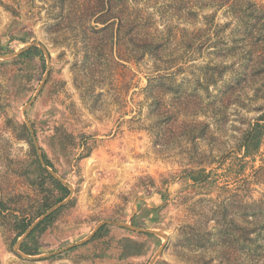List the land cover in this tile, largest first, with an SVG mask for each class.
<instances>
[{"label":"rangeland","instance_id":"374dc122","mask_svg":"<svg viewBox=\"0 0 264 264\" xmlns=\"http://www.w3.org/2000/svg\"><path fill=\"white\" fill-rule=\"evenodd\" d=\"M98 1L0 0V56L37 44L0 59V264H150L162 247L154 264H264V137L255 156L237 150L264 112V0H109V36L82 18ZM103 221L167 241L110 224L93 235Z\"/></svg>","mask_w":264,"mask_h":264},{"label":"trees","instance_id":"16d2710c","mask_svg":"<svg viewBox=\"0 0 264 264\" xmlns=\"http://www.w3.org/2000/svg\"><path fill=\"white\" fill-rule=\"evenodd\" d=\"M212 1L213 2L217 1L221 5H233L236 2L244 3L246 1H247L246 4H252V0H212ZM117 10L118 9L114 7L109 0H99L97 3L91 2L90 4L88 2L86 4H82L81 9H80L84 22L87 23L89 26L91 25L89 28L91 32L93 33V35L107 34L108 36L111 34H115L117 32H118V35L121 34V29H118L116 31L114 29L115 22L116 21L119 22L120 20L118 18L119 14ZM92 24H94L95 26L94 25L92 26ZM130 24H131V32L133 33L132 39L142 44L141 45L142 47H139V48L144 49L142 52L143 53L152 52L154 46L157 45L152 34L149 31H146L144 33V31L141 30V25L137 21H134V20L130 21ZM100 26H102V28H100ZM120 27H122L121 23H120ZM261 123H264V112L257 119V123L252 127L250 126L249 129L242 135V137L239 140V143L237 145V150L242 152L244 159L255 156L257 153H259V150L262 144V139L264 137V124H261ZM42 154H43L44 160L46 164L48 165V167L53 169V165L47 159V156L45 155L43 150H42ZM56 183L60 187L62 193L64 194V197H68L70 194L69 189L58 182ZM63 200L64 198L60 199L59 202ZM253 207L256 209L257 212L263 214L264 213V200L254 203ZM58 210L56 212H58ZM55 213H52L51 215H49V217H47L45 221L50 220L55 215ZM41 224L42 223H40L34 229L32 234L41 226ZM23 225L24 226L21 231L25 232L27 228L30 226V224L23 223ZM243 229L247 231V229L245 228ZM245 238L249 240L248 237H245Z\"/></svg>","mask_w":264,"mask_h":264},{"label":"water","instance_id":"95a60500","mask_svg":"<svg viewBox=\"0 0 264 264\" xmlns=\"http://www.w3.org/2000/svg\"><path fill=\"white\" fill-rule=\"evenodd\" d=\"M37 45L36 43L35 44H32L30 45L29 47H27L26 49L22 50L21 52L17 53V54H11V55H5V56H0V59L2 60H9L11 58H14V57H17L19 55H21L22 53H25L26 51H28L31 47ZM49 68H50V65H49ZM47 75L48 73L46 74V78L44 79L41 87L39 88V90L37 91L36 95L34 96V98L30 101V103L25 107L24 109V115L26 114V110L35 102L36 98L39 96V94L41 93L44 85L46 84V79H47ZM25 122L32 134V137L34 138V145L36 147V150H37V154H38V157L40 159V162L42 163V165L44 166V168L50 173L51 176H53L57 181H59L63 186H65L66 188L69 189L70 192H72V187L69 186L68 184H66L58 175H56V173L52 170H50V168L48 167V165L46 164L45 160H44V157H43V154L41 152V150L38 148V143H37V140L35 139V134H34V131H33V127L32 125L30 124V122L28 121V119L25 117ZM70 198H68L66 201L62 202V203H59L57 205H55L54 207H52L47 213H45V215H43L38 221H36V223H34L28 230L27 232L25 233V235L18 241V244H17V247H16V251L19 250V247L21 245V243L24 241V239H26L33 231L34 229L45 219L47 218L49 215H51L52 213H54L55 211H57L58 209H60L64 204H66L67 202H69ZM107 224H110V225H114L116 227H120V228H125V229H129L131 231H134V232H137V233H141V234H146V235H152V236H158V237H161L164 241H167V236L162 233V232H159V231H152V230H146V229H141V228H137V227H134L132 225H129V224H124V223H120V222H115V221H103L102 223H100L97 228L95 229L93 235H95V233L101 228L103 227L104 225H107ZM92 235V236H93ZM90 238L88 239H85L77 244H74V245H71L61 251H58V252H54L48 256H44V257H51V256H56V255H59L69 249H72L76 246H80V245H83L84 243H86L88 240H90ZM164 247H162L158 253L154 256V258L152 259V261L150 262V264H154L156 262V259L161 255L162 251H163ZM22 257L24 258H28L26 256H23L21 254ZM29 259V258H28Z\"/></svg>","mask_w":264,"mask_h":264}]
</instances>
